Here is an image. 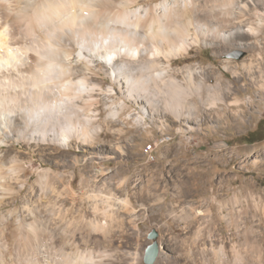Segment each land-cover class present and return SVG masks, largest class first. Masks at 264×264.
I'll return each mask as SVG.
<instances>
[{
  "label": "bare ground",
  "instance_id": "bare-ground-1",
  "mask_svg": "<svg viewBox=\"0 0 264 264\" xmlns=\"http://www.w3.org/2000/svg\"><path fill=\"white\" fill-rule=\"evenodd\" d=\"M211 4L222 7V13ZM157 7L131 10L126 0H0V264H144L151 242L128 197L113 205L111 196L84 190V176L79 175L78 192L71 183L57 191L47 177L50 171L43 170L36 181L38 192L27 196L23 163L11 148H98L92 135L99 133L100 124L94 134L84 130L81 137L84 131L77 126H82L81 116H98L101 110L114 122L121 112L137 110L133 124L138 127L146 125V117L171 114L182 134L198 131L200 109L184 101L192 86L180 85L178 74L212 94L210 108L219 115L228 109L238 115L243 105L252 104L251 96L240 98L248 87L237 84L233 89L223 72L199 66L173 70L172 61L193 47H209L223 57L234 50L248 52L247 60H228L223 69L236 82L246 78L247 86L262 93L264 0H163ZM105 79L109 85L104 88ZM107 94L109 103L99 109V97ZM114 148L126 156L124 147ZM103 159L90 153L72 164ZM231 161H195L201 169L195 189L175 188L155 198L163 202L165 227L151 264H264V192L250 190L225 199L224 191L239 177L212 176L215 168L228 169ZM104 172L99 168L94 175L103 177ZM191 177L181 180L190 185ZM194 199L200 200L198 207Z\"/></svg>",
  "mask_w": 264,
  "mask_h": 264
},
{
  "label": "rangeland",
  "instance_id": "rangeland-1",
  "mask_svg": "<svg viewBox=\"0 0 264 264\" xmlns=\"http://www.w3.org/2000/svg\"><path fill=\"white\" fill-rule=\"evenodd\" d=\"M126 1L129 8L134 10L136 7L143 5H155L156 8H159L157 6L163 0ZM164 1L168 4L173 2V0ZM197 2L200 4L202 0H197ZM210 6L214 12L222 13V7L218 8V6L216 7L212 4ZM256 7L257 11H263L260 5ZM206 22L209 23L210 21L207 20ZM263 38L264 36L260 37L259 40L262 39V42H264ZM261 54L262 59H264V52ZM249 55L248 52L234 50L229 52L227 57H223L220 54H213L209 47L201 49L193 47L187 56L172 61L171 68L173 70L199 66L213 70L216 74L223 72L225 81L229 82L233 89L234 85L237 84L238 86L246 85L249 89L248 92H241L240 98L247 101V98L251 96L252 104L243 105V109L238 115L232 109H228L223 115H219L217 110L210 108L211 102L209 100L213 95L210 94L209 96V93L199 91L196 87V81L190 83L189 80L182 77V75L180 77L178 74L177 79L180 85L192 86V93H188L184 101L187 105L192 103V105L200 109L202 124L199 125L198 131L191 130L188 132L189 134H182L178 131V123L175 122V118L171 114L168 116L159 114L153 118L146 117L144 119L146 121L144 124L146 125L138 127L133 124L135 114L138 113L137 110L121 112L120 117L115 122L110 121L108 113L101 110L98 116H93L95 115L93 112H84L86 114L81 116L83 121L80 119V125L83 127L77 126L80 129L79 132L90 131L88 133L91 136L97 127L96 124H100L101 130H97L99 132L96 133L97 136L92 135L94 136L93 142L97 146L99 145L98 148L86 146L74 150L72 145V148L61 149L60 152L59 149L48 145L35 147L33 145L18 146L15 144V148H11L10 152L11 155H19L23 163L24 179L26 180L24 193L27 196L31 193H37L38 184L36 181L41 177L40 172L49 170L50 176L47 177L49 182H54L53 185L57 191H62L65 186L71 183V190L78 192L81 189L79 179V175H81L84 178L86 177L82 186L84 190L92 191L103 198L111 196L113 201L115 200L114 203L112 201L113 205H121V200L128 197L138 215V225L142 233L147 236L146 239L151 241L145 248L143 255L144 264H151L153 259L150 257L157 256V240L165 227L164 213L161 209L163 202L160 201L158 203L155 198L157 196L162 197L165 193H171L175 188L182 190L184 188L195 189L197 176L201 171V169L195 167V161L213 158L232 160V165L228 169L223 168V165H221L215 168L212 174L214 180H216V175L225 173L235 179L239 177L237 183L228 188V191H224L225 199H230L235 195H243L250 190L264 192V166H262L264 161V81L260 82L261 84L259 83L262 87L261 93L258 88L247 86L246 78L239 79L236 82L232 72H227L223 69L224 62L229 60L231 63L237 64L247 60ZM163 63L165 65V62ZM207 81L211 85L216 82L211 78ZM105 82L104 88L109 85L108 79H105ZM109 96L107 94L99 97L100 102H102L99 104L100 107L98 106L99 109H102L103 104L109 103ZM129 112L131 114L128 115ZM127 115L128 119L125 118ZM86 120L88 123H84ZM163 121L166 123L164 124L165 126H161ZM184 129L182 130L185 131ZM85 131L80 132L78 134L79 137ZM95 136L97 137L96 139ZM116 145H121L125 148V157L117 154L114 148ZM90 153L92 155L97 154L104 159L93 164H72L74 163V158L81 160ZM0 155H3L1 149ZM239 160L246 161L250 167L242 168L237 166ZM253 163L261 164V166ZM99 168L105 169L103 177L94 175V170ZM56 172L59 178L52 176ZM189 174L192 176L191 184L186 185L183 181L187 180L186 177ZM246 180L250 181L254 187H252V184L247 185ZM179 185L182 186L178 187ZM10 202L12 204L13 201ZM193 203V206L196 205L195 207H198L201 202L199 199H194ZM28 204L32 205L35 203L33 200H29ZM15 205L19 206L18 200ZM220 230L224 231L223 225Z\"/></svg>",
  "mask_w": 264,
  "mask_h": 264
}]
</instances>
